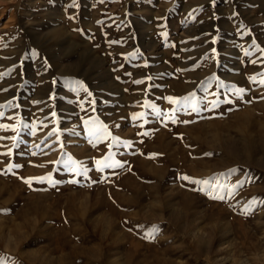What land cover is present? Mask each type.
<instances>
[{
  "label": "rangeland",
  "instance_id": "374dc122",
  "mask_svg": "<svg viewBox=\"0 0 264 264\" xmlns=\"http://www.w3.org/2000/svg\"><path fill=\"white\" fill-rule=\"evenodd\" d=\"M262 81L264 0H0V264H264Z\"/></svg>",
  "mask_w": 264,
  "mask_h": 264
},
{
  "label": "snow or ice",
  "instance_id": "6c2138e0",
  "mask_svg": "<svg viewBox=\"0 0 264 264\" xmlns=\"http://www.w3.org/2000/svg\"><path fill=\"white\" fill-rule=\"evenodd\" d=\"M140 82H141V81H137V83H140ZM262 82H264V81H262ZM167 99H168L169 101L173 102V103H176V101L173 100L172 97H168ZM158 114H159V113H158ZM97 163L99 164L100 161H97ZM182 178L185 179V180H190V179H191L190 177H187V176L182 177ZM49 179H50V177H49ZM193 182L199 183V181H193ZM203 183H208V181H204ZM219 198L223 199V197H219Z\"/></svg>",
  "mask_w": 264,
  "mask_h": 264
}]
</instances>
